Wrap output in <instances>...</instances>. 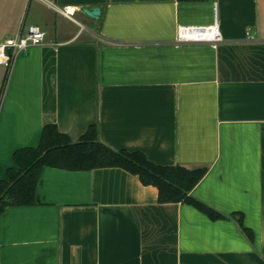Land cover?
Here are the masks:
<instances>
[{
    "label": "crops",
    "instance_id": "0c3cea01",
    "mask_svg": "<svg viewBox=\"0 0 264 264\" xmlns=\"http://www.w3.org/2000/svg\"><path fill=\"white\" fill-rule=\"evenodd\" d=\"M215 20L217 46L176 43ZM29 25L43 42L0 64V180L45 125L77 142L96 124L115 150L206 168L191 194L225 217L119 167L44 166L35 204L0 216V264H264V0H0V42Z\"/></svg>",
    "mask_w": 264,
    "mask_h": 264
},
{
    "label": "trees",
    "instance_id": "16d2710c",
    "mask_svg": "<svg viewBox=\"0 0 264 264\" xmlns=\"http://www.w3.org/2000/svg\"><path fill=\"white\" fill-rule=\"evenodd\" d=\"M14 158L19 169H9L8 180H0V216L9 206L35 204L42 169L51 166L68 170L119 167L138 176L144 185L156 186L160 202H183L195 206L211 218L225 217L191 194L205 175L206 168L158 165L140 151L115 150L99 141L96 124L91 125L77 142L61 133L55 124H47L39 145L17 150ZM237 221L253 240V233L244 225L242 215Z\"/></svg>",
    "mask_w": 264,
    "mask_h": 264
},
{
    "label": "built area",
    "instance_id": "2783aa9c",
    "mask_svg": "<svg viewBox=\"0 0 264 264\" xmlns=\"http://www.w3.org/2000/svg\"><path fill=\"white\" fill-rule=\"evenodd\" d=\"M74 10L65 7L62 13L68 17ZM45 33L36 25H29L25 34L8 38L0 42V64L9 66L13 57L29 48L32 45H39L43 42ZM223 41V37L217 21L211 25H179L177 30L176 43L204 42L217 46Z\"/></svg>",
    "mask_w": 264,
    "mask_h": 264
},
{
    "label": "water",
    "instance_id": "95a60500",
    "mask_svg": "<svg viewBox=\"0 0 264 264\" xmlns=\"http://www.w3.org/2000/svg\"><path fill=\"white\" fill-rule=\"evenodd\" d=\"M85 12L91 16V17H94V18H98L101 11L99 8H92V9H86Z\"/></svg>",
    "mask_w": 264,
    "mask_h": 264
}]
</instances>
